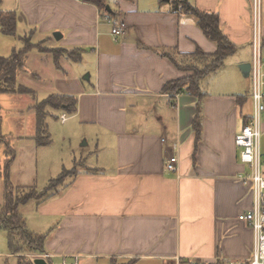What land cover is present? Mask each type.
Masks as SVG:
<instances>
[{"label": "crops", "instance_id": "crops-1", "mask_svg": "<svg viewBox=\"0 0 264 264\" xmlns=\"http://www.w3.org/2000/svg\"><path fill=\"white\" fill-rule=\"evenodd\" d=\"M176 1L108 0L117 14L109 23L81 0H0L1 11L17 15L21 46L30 36L33 45L48 49H31L18 83L20 74L50 75L57 92L51 95L76 100V113L64 124L86 140L81 151H96L94 160L85 161L86 172L71 174L56 196L35 201L30 214L23 212L29 203L20 208L27 229L46 235L51 264H249L252 258L253 231L238 219L253 207L245 181L251 169L240 161L235 142L252 113L251 90L244 94L239 81V66L253 62L252 0H188L200 12L217 14L237 47L228 57V80H219L222 68L201 80L212 78L202 89L207 96L199 136L196 98L163 92L194 73L179 70L160 49L183 64V55L198 48L214 54L217 45L196 18L174 11ZM118 22L126 24V33L115 39ZM262 27L264 34V9ZM56 49L77 51L79 61L57 57ZM29 62L36 71L27 69ZM32 137L19 140L34 143ZM261 149L264 159V123ZM173 155L179 158L176 173L165 169ZM0 232L8 248L0 252V264H18L23 255L13 254L7 232Z\"/></svg>", "mask_w": 264, "mask_h": 264}, {"label": "trees", "instance_id": "trees-1", "mask_svg": "<svg viewBox=\"0 0 264 264\" xmlns=\"http://www.w3.org/2000/svg\"><path fill=\"white\" fill-rule=\"evenodd\" d=\"M87 4L96 6L103 17L107 16L111 19L117 14L108 13L106 6L108 0H81ZM163 1V0H162ZM174 11H182L186 15H191L197 20L198 26L202 29L206 37L217 45V51L214 54H206L200 48L194 54L183 55L184 63L178 62L177 57H172L166 50L160 49V54L163 57L169 58L179 70L184 72H192L193 76L188 78L172 81L165 85L163 92L171 95L188 94L196 98V115L194 117V125L198 136L200 135V126L202 118V105L206 98V93L202 91L201 80L205 76L220 70L225 63V60L236 53L237 47L223 34L220 27V18L214 13H203L192 6L188 0H177L175 2ZM17 15L15 12H3L0 10V32L6 36H15L17 31ZM24 47L19 51H13L10 56H2L0 54V94L17 93L33 94L32 89L18 84V74L24 70V58L36 46L41 52L48 50L42 47V44L33 45L30 36L22 38ZM49 52V51H48ZM57 57L63 54L71 59L79 61L77 51L68 50H53ZM197 60L209 61L203 68L194 64ZM242 99V97H239ZM54 108L66 114L74 115L76 113V100L71 96L66 95H50L45 100L39 102L33 107L36 112V136L32 140L37 147H47L51 144L50 135L46 133L47 126L45 118L48 116V109ZM41 134L48 135V140L42 141ZM50 138V139H49ZM0 141L3 137L0 136ZM6 149L8 153H14L13 148L8 143ZM9 164V163H8ZM8 167L5 172V191L4 200L0 209V230H4L8 234V246L13 254L23 255L18 257V264H34V259L28 255L45 254L46 235H38L30 232L26 226V219L20 212V208L40 195L35 187H13L8 181ZM69 172L63 173L57 181H50L49 186L41 192L38 205L46 202L50 198L56 196L57 190H52L54 186L63 179ZM65 181V180H64ZM54 182V183H53ZM51 258H46L51 264ZM215 264H226L225 261H218Z\"/></svg>", "mask_w": 264, "mask_h": 264}, {"label": "rangeland", "instance_id": "rangeland-1", "mask_svg": "<svg viewBox=\"0 0 264 264\" xmlns=\"http://www.w3.org/2000/svg\"><path fill=\"white\" fill-rule=\"evenodd\" d=\"M6 1L9 0H4L5 4ZM16 33L15 36L11 37L0 32V54L2 56H10L13 54V51H19V48L23 47L19 39V36H24L21 29ZM230 59L231 57L225 61V65L221 70L222 76L220 75L219 80L223 79V77L228 80L229 69L232 67V64L229 62ZM200 61L201 68L209 63V61L205 60ZM85 65L90 66V63L87 62ZM85 65L83 67H85ZM27 69L32 72L36 71L35 62H29L27 64ZM48 73H54L53 68L49 70ZM34 74L37 75V77L40 75L44 81L24 73L25 78L22 74L19 75V82L21 85L34 90L35 93L23 94L17 91V93L0 94V136L3 137V141H0V209L4 200L6 183L5 177L2 178V176H5L8 165L7 177L9 183L13 187L33 186L38 192L46 189L50 181H57L63 173L69 172L65 175L66 180L63 179L61 183L58 185L56 184L51 190L57 189L61 191L66 181L68 182L73 178L71 174H74L75 171L76 174L86 172L85 161L87 158L90 160L96 158V156H93L96 154L94 146L91 147L89 152L81 151L82 148L85 149L83 146H85L86 140L78 138L76 134L71 132L60 120V116L63 112L54 108L48 109V116L44 120V126H49V128L45 127L46 133H48L51 138H49L51 141L49 146L37 147L35 143L19 140L21 137L27 139L29 136H36V112L32 109V106L46 99L51 94L57 93L55 89H53V80L51 79L52 82L49 80L48 76L50 75L40 74L39 71ZM211 79L212 78L205 80V82L201 81V88L206 89V84L210 83ZM239 81L245 91L244 94L248 93V91L251 90L250 79L245 77L241 78L240 75ZM69 119L68 116V120ZM48 135L41 134V140H48ZM5 143H8L10 147L13 148L12 151H14V153L9 154L8 149L5 150ZM89 170L97 171L92 169ZM39 193L41 195V192ZM40 195L36 196V199L29 202L27 208L23 209L25 214H30L31 210L34 209V203L40 200ZM6 241V236L3 237L0 234V252L2 253L6 252L8 249L7 244H5Z\"/></svg>", "mask_w": 264, "mask_h": 264}, {"label": "built area", "instance_id": "built-area-1", "mask_svg": "<svg viewBox=\"0 0 264 264\" xmlns=\"http://www.w3.org/2000/svg\"><path fill=\"white\" fill-rule=\"evenodd\" d=\"M263 0H252V48L253 62L250 73L252 113L239 134L236 135V145L241 150L240 161L250 167L251 175L245 178L250 182L253 192V207L241 214L238 219L251 227L253 231L252 258L249 264H264V159L261 149L262 128L264 123V62L263 48ZM108 18V19H107ZM106 20L110 23L111 18ZM126 33L125 23H114L111 35L118 39ZM68 120L66 114L61 116V122ZM179 158L170 156L165 162L168 172L178 171ZM244 179V178H243ZM36 258H52L47 254L32 256ZM62 264H79L77 260L64 261ZM174 264H186L177 260ZM236 264V263H230Z\"/></svg>", "mask_w": 264, "mask_h": 264}, {"label": "water", "instance_id": "water-1", "mask_svg": "<svg viewBox=\"0 0 264 264\" xmlns=\"http://www.w3.org/2000/svg\"><path fill=\"white\" fill-rule=\"evenodd\" d=\"M106 9H107L108 13L112 12V10H111L109 5L106 6ZM59 36H61V35H59ZM55 37L58 38V35H55ZM239 68H240V70H241V72H242V74H243V76L245 78H249L250 77V73H251V70H252V64H242V65L239 66ZM34 264H49V263H48V261L45 258H36V259H34Z\"/></svg>", "mask_w": 264, "mask_h": 264}]
</instances>
